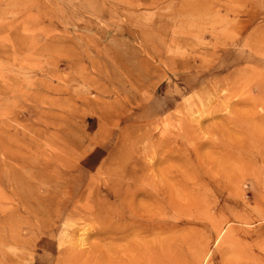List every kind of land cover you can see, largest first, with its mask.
Returning a JSON list of instances; mask_svg holds the SVG:
<instances>
[{"label": "rangeland", "instance_id": "obj_1", "mask_svg": "<svg viewBox=\"0 0 264 264\" xmlns=\"http://www.w3.org/2000/svg\"><path fill=\"white\" fill-rule=\"evenodd\" d=\"M1 20L0 264H264V0H0ZM143 179L165 193L147 232Z\"/></svg>", "mask_w": 264, "mask_h": 264}, {"label": "bare ground", "instance_id": "obj_2", "mask_svg": "<svg viewBox=\"0 0 264 264\" xmlns=\"http://www.w3.org/2000/svg\"><path fill=\"white\" fill-rule=\"evenodd\" d=\"M4 25L3 23V20L0 21V27L2 28V26ZM4 28V27H3ZM2 30V29H1ZM1 47V46H0ZM1 49V48H0ZM4 50V49H3ZM1 54H3L1 51H0ZM1 93H2V90H1ZM237 122V121H236ZM235 120H234V125L236 124ZM239 124V123H238ZM237 126V125H235ZM4 144V143H3ZM2 144V145H3ZM4 146V145H3ZM5 147V146H4ZM238 150V149H237ZM237 150H232L231 151V154L233 156V158H235V156L238 157L239 153L237 152ZM118 167V166H117ZM120 167V166H119ZM122 168V167H121ZM124 168V167H123ZM125 171V170H124ZM142 186H143V189H142V193H144V196H147L148 200H155V204L157 205V210L156 211H151L150 213L147 211L144 210V212L141 214V213H136V215L134 214V219L131 220V224L133 226H135L136 228L138 227V229H141L145 232H147V227L146 225H149L150 223L152 222H155L157 219H158V216L159 215H163L165 212H164V205H163V202L161 199H158L159 196L161 195H164L165 193L163 192V194L161 192H158V194L156 196H152L154 195L153 193H150L148 192V190L144 189L145 186H147V183L145 182V179L142 180V182L140 183ZM20 191V190H19ZM140 190L138 187H135L134 189V192L138 193ZM162 191V189H161ZM23 194V193H22ZM20 196V195H19ZM22 197V196H21ZM21 200V199H20ZM40 200V199H39ZM151 202V201H150ZM153 203V202H151ZM28 211V209H27ZM110 214H111V211H109ZM35 214V213H34ZM107 214L108 216H110V214L108 213V211L105 213ZM114 216V215H113ZM149 223V224H148ZM140 230V231H141ZM162 230L163 227H159L157 231H161L162 233ZM116 231H120V229H117ZM156 231V230H155ZM149 232V231H148ZM164 232V231H163ZM160 233V234H161ZM163 234V233H162ZM149 258H147L148 260ZM147 260H144V263L146 264H149L150 262L147 261ZM153 261L155 264H162L164 262V255H163V252L162 251H159L157 253H154L153 254Z\"/></svg>", "mask_w": 264, "mask_h": 264}]
</instances>
